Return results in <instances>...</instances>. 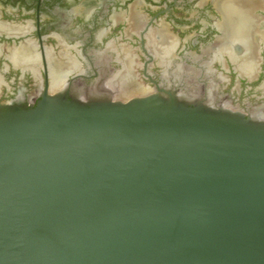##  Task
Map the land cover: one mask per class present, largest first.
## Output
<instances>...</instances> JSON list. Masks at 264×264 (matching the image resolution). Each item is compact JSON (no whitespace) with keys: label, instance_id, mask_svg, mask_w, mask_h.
I'll return each instance as SVG.
<instances>
[{"label":"water","instance_id":"water-1","mask_svg":"<svg viewBox=\"0 0 264 264\" xmlns=\"http://www.w3.org/2000/svg\"><path fill=\"white\" fill-rule=\"evenodd\" d=\"M0 264H264V121L162 90L0 103Z\"/></svg>","mask_w":264,"mask_h":264},{"label":"flooded vegetation","instance_id":"flooded-vegetation-1","mask_svg":"<svg viewBox=\"0 0 264 264\" xmlns=\"http://www.w3.org/2000/svg\"><path fill=\"white\" fill-rule=\"evenodd\" d=\"M23 46L34 61L11 59ZM130 72L144 93L116 97ZM0 76V103L27 109L57 91L87 104L162 90L264 121V0H0Z\"/></svg>","mask_w":264,"mask_h":264},{"label":"bare ground","instance_id":"bare-ground-1","mask_svg":"<svg viewBox=\"0 0 264 264\" xmlns=\"http://www.w3.org/2000/svg\"><path fill=\"white\" fill-rule=\"evenodd\" d=\"M231 41H232V39H231ZM147 42V41H146ZM27 43V42H26ZM223 43V42H222ZM226 42H224V44H225ZM221 44V43H220ZM258 44H260V43H258ZM222 46H223V44H221ZM227 45V44H226ZM226 45H225V47H226ZM31 46V45H30ZM150 46V45H149ZM32 47V46H31ZM31 47H29V48H31ZM221 47V46H220ZM229 47V46H228ZM243 47H245L246 48V46H243ZM257 47V46H256ZM28 47L26 48L25 46H23V48H20V49H18V50H16V51H14V53L12 54V58L11 59H13L14 61H16V62H31V61H34L35 60V58H37V57H35L33 54H32V52H31V49H29ZM14 49H16V48H14ZM14 49H12V50H14ZM123 49V48H122ZM121 49V50H122ZM33 51H34V49H32ZM169 50V49H168ZM171 50V49H170ZM218 50V49H217ZM221 50H222V48H221ZM245 50V49H244ZM216 51V50H215ZM166 52H168V51H166ZM219 52V51H218ZM228 52V51H227ZM226 52V53H227ZM120 53V52H119ZM154 53V52H153ZM229 53V52H228ZM61 54V53H60ZM155 54V53H154ZM48 55V54H47ZM165 55H166V53H165ZM220 55V54H219ZM37 56V55H36ZM50 56H52V55H50ZM65 56H67V55H65ZM217 56H218V54H217ZM235 56V55H234ZM61 57V56H60ZM167 57V56H166ZM219 57V56H218ZM73 58V57H72ZM132 58H134V57H132ZM10 59V58H9ZM74 59V58H73ZM72 59V60H73ZM119 59V58H118ZM123 59V58H122ZM165 59H167V58H165ZM212 59H213V57H212ZM217 59V58H216ZM75 60V59H74ZM159 60V59H158ZM162 60V59H161ZM49 62L51 63L49 66H50V68L49 67H47L49 70H48V72L50 73L49 75H50V83H51V87H50V89L51 90H53V89H56L57 87H58V85H59V83H60V80L62 79L61 77H62V73L60 72V69H58V68H56L57 66H56V64H58L57 62H55L54 63V61H52V59H51V61L49 60ZM236 62V61H235ZM234 62V63H235ZM256 62V61H255ZM21 63V64H22ZM32 63H34L35 65H36V62H32ZM69 63V62H68ZM73 63V62H72ZM31 64V63H30ZM29 64V65H30ZM49 64V63H48ZM47 64V65H48ZM164 64V63H163ZM251 64V63H250ZM14 65V64H13ZM75 65H76V61H75ZM236 65V64H235ZM239 65V64H238ZM240 65H242V64H240ZM248 65V64H247ZM24 66H26V65H24ZM56 66V67H55ZM74 66V65H73ZM77 66V65H76ZM250 66H253V65H250ZM249 66V67H250ZM21 67V66H20ZM39 67V66H38ZM62 67H64V66H62ZM75 67V66H74ZM246 67V66H245ZM254 67H256V65L254 64ZM28 69H29V67H27ZM77 68V67H76ZM241 68V67H240ZM26 69V68H25ZM33 69V68H32ZM32 69H30V70H32ZM236 69V68H235ZM244 69H246V68H244ZM29 70V71H30ZM63 70V69H62ZM64 70H65V68H64ZM125 70V69H124ZM132 71H135L134 69H131ZM238 70V69H237ZM249 70H250V68H249ZM66 71V70H65ZM240 71H242V68L240 69ZM255 71V70H254ZM32 72V71H31ZM68 72V71H67ZM122 72V71H121ZM164 72V71H163ZM238 72V71H237ZM242 73H244V72H242ZM254 73V72H253ZM35 74V73H34ZM130 74H131V72H130ZM135 74V73H134ZM133 74V75H134ZM238 74H241V73H238ZM252 74V71H251V73L250 74H248V75H251ZM132 74L131 75H129V73L127 74V75H125L126 77H125V79H126V81H125V84H127L128 85V87L127 86H123L122 87V89H121V91H118L117 92V95H116V97H119V98H121V99H125V98H128L131 94H134V93H144V91H142L141 90V88L140 87H137V86H134L132 83H131V81L130 80H132V78L134 77ZM245 75V74H244ZM247 75V76H248ZM253 75V74H252ZM164 76V75H163ZM1 77V76H0ZM123 77V76H122ZM251 77V76H250ZM135 78V77H134ZM248 78V77H247ZM117 79V78H116ZM119 80H120V78H119ZM63 81V80H62ZM113 81V80H112ZM114 81H115V79H114ZM63 83V82H62ZM61 84V83H60ZM137 84V83H136ZM110 85H112V83L110 84ZM116 85H118V84H116ZM60 87V86H59ZM112 87H113V85H112ZM116 89H117V86H116ZM113 91H115V90H113ZM117 91V90H116ZM208 91V90H207ZM94 92V91H93ZM182 93V92H181ZM92 94V93H91Z\"/></svg>","mask_w":264,"mask_h":264}]
</instances>
